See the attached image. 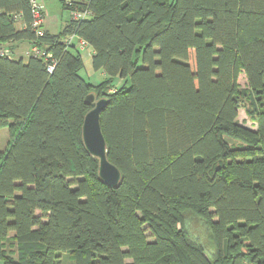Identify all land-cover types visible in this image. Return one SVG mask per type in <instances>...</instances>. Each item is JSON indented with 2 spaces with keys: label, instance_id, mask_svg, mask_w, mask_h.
I'll use <instances>...</instances> for the list:
<instances>
[{
  "label": "trees",
  "instance_id": "1",
  "mask_svg": "<svg viewBox=\"0 0 264 264\" xmlns=\"http://www.w3.org/2000/svg\"><path fill=\"white\" fill-rule=\"evenodd\" d=\"M87 4L90 19L37 36L31 0H0V49L29 43L51 56H0V132L10 134L0 260L264 264V0H75ZM72 33L106 80L81 76L82 52L64 41ZM89 94L108 100L115 189L83 143ZM240 109L256 130L239 124Z\"/></svg>",
  "mask_w": 264,
  "mask_h": 264
},
{
  "label": "rangeland",
  "instance_id": "2",
  "mask_svg": "<svg viewBox=\"0 0 264 264\" xmlns=\"http://www.w3.org/2000/svg\"><path fill=\"white\" fill-rule=\"evenodd\" d=\"M37 2L44 6V10L46 14L45 19L47 20V23L46 24L44 23L45 24L44 26H46L52 32L55 33L60 32L64 28L65 23L71 20L70 11L64 10L63 8V0H37ZM5 47L8 46H3L2 48ZM31 47L32 45L29 43H21V45H18V47L16 48L17 50H15V54H17L15 59L22 57L24 59H27L29 56L27 52H30ZM81 52L85 63V68L81 71V76L84 79H87L94 84H99L100 82L106 80L107 76L104 72H102L101 70L95 71L93 69L92 48L87 47ZM238 83L242 88L246 87L247 80L244 74H241L239 76ZM238 122L240 125L247 127L251 130H256L257 128L256 125L253 124V122H251L248 119L244 109H240L239 111ZM9 138H10V134L8 130L2 129L0 132V145L2 149H4L7 146ZM186 226L195 239L200 240L206 245L205 237H207V234L204 229V225H201L200 221L194 219V217H192L191 215H188L186 217ZM146 235L149 236L150 241H153V239L150 237V232H147ZM0 264H3L1 260H0ZM62 264H71V262L69 259H67L66 256H64L62 259Z\"/></svg>",
  "mask_w": 264,
  "mask_h": 264
},
{
  "label": "water",
  "instance_id": "3",
  "mask_svg": "<svg viewBox=\"0 0 264 264\" xmlns=\"http://www.w3.org/2000/svg\"><path fill=\"white\" fill-rule=\"evenodd\" d=\"M88 104H95L84 118L82 139L86 150L99 160L98 173L100 179L110 188L115 189L121 182L122 174L119 168L108 158L107 142L101 126V114L108 104V100H96L94 94L86 97Z\"/></svg>",
  "mask_w": 264,
  "mask_h": 264
},
{
  "label": "built area",
  "instance_id": "4",
  "mask_svg": "<svg viewBox=\"0 0 264 264\" xmlns=\"http://www.w3.org/2000/svg\"><path fill=\"white\" fill-rule=\"evenodd\" d=\"M32 6H33V15L34 20L31 24V28L34 29L37 33V36H43L44 34V23H45V10L44 6L39 4L37 0H31ZM67 6L71 9V19L74 21H84L87 19H90L92 17V11L87 4L85 8L80 9L77 5H75V0H67ZM21 15H15L14 20L20 21ZM65 44L68 48L75 46L79 50H84L87 47H89V43L85 40L80 38L77 34L72 33L64 40ZM29 56H35V57H43L46 60H49L51 56L47 54V52L43 49H41L37 45H33L31 47L30 52H27ZM17 54H15V51L9 47L1 48L0 49V56L2 57H8L9 59H15ZM57 65V61L53 60V62L48 67V72L52 73Z\"/></svg>",
  "mask_w": 264,
  "mask_h": 264
},
{
  "label": "crops",
  "instance_id": "5",
  "mask_svg": "<svg viewBox=\"0 0 264 264\" xmlns=\"http://www.w3.org/2000/svg\"><path fill=\"white\" fill-rule=\"evenodd\" d=\"M46 20V19H45ZM47 23V20H46V22H45V24ZM44 30H47V31H49L50 33H52V34H57V33H55V32H52L51 30H49L46 26H44ZM15 50H17L16 48H14ZM92 54H93V50H92ZM103 72V71H102Z\"/></svg>",
  "mask_w": 264,
  "mask_h": 264
}]
</instances>
